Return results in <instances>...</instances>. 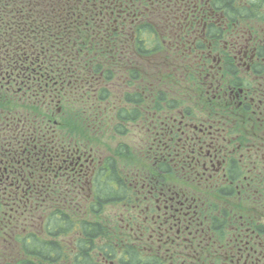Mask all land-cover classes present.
Listing matches in <instances>:
<instances>
[{
    "label": "flooded vegetation",
    "instance_id": "af4514ba",
    "mask_svg": "<svg viewBox=\"0 0 264 264\" xmlns=\"http://www.w3.org/2000/svg\"><path fill=\"white\" fill-rule=\"evenodd\" d=\"M17 1L0 0V264L23 237L58 243L43 264H264V0ZM86 67L136 83L122 131L111 107L64 122Z\"/></svg>",
    "mask_w": 264,
    "mask_h": 264
},
{
    "label": "rangeland",
    "instance_id": "374dc122",
    "mask_svg": "<svg viewBox=\"0 0 264 264\" xmlns=\"http://www.w3.org/2000/svg\"><path fill=\"white\" fill-rule=\"evenodd\" d=\"M87 51L92 52L93 48H88L85 52ZM88 58L90 59V56ZM88 62L90 63V60ZM81 63L84 65V62H81ZM127 67H130L129 68L130 70L136 69L135 67H131V66H127ZM111 72L114 73V75L111 73V75L113 76L112 81L104 78L105 84H109L106 86L108 93H109V97H111V95L113 97L110 101H107V102L105 100L100 101L98 99L97 93L100 91L101 88H105V84L99 83V84H104V85L102 87H98L97 89H95L96 86L94 85L95 82L93 81V77L95 76V74L92 73L93 77H89V75H87V77L82 76V79H77L78 81H80V83L77 84L76 88L73 91V96L70 99L71 102L69 104H66L65 102L61 104L62 109L65 113L67 114L71 113L70 117H67V119H64L65 123L67 122L71 126H81L82 128L84 127V129H86V125L83 122L84 121L83 118L89 115L91 108L98 107L101 104V102L103 106L107 105V107H111L112 109L114 108L115 104H119L117 109L118 110L122 109L126 111V108L128 107L126 106V104L128 103L127 101H132V100L126 99V97L127 96L129 97V95L131 94V92H129L127 89L131 88V85L134 86L132 87V89H135L136 83L133 84L132 81L130 80V77L128 76L123 77L124 70H121L120 72H114V71H111ZM66 75L73 79L76 77V74L74 73H68ZM87 80H88V83H87ZM131 91L132 93L136 94L134 90H131ZM131 109L136 111L138 110V107L134 108L132 105L130 106V110ZM81 113L83 114L80 115ZM122 137L123 136L117 138L116 140L114 139V140L119 141V143H122V141L124 140ZM131 139L132 138L129 136L128 141L131 142ZM11 244L12 243H8V242L6 243L1 240L0 242L1 255L7 256L10 254H13L11 252L12 250L10 249ZM4 253H6L7 255H5Z\"/></svg>",
    "mask_w": 264,
    "mask_h": 264
},
{
    "label": "trees",
    "instance_id": "16d2710c",
    "mask_svg": "<svg viewBox=\"0 0 264 264\" xmlns=\"http://www.w3.org/2000/svg\"><path fill=\"white\" fill-rule=\"evenodd\" d=\"M21 3H22V1L19 0V1L15 2V3H13L10 7L14 11H19V9H20V7L22 5ZM6 13H8V11ZM31 19H33V18H31ZM24 27H25L24 24H21V26H16V28H19V29H22ZM37 27H40V26H37ZM0 30L3 31V24L0 25ZM2 33H4V32H2ZM6 44H7L6 45V47H7L8 44H9V41ZM3 45L0 46V52L4 51V49L6 48L5 47L3 49ZM100 68H101L100 66L96 67V69L98 71L100 70ZM93 70H94V66H93ZM90 71H91V69H90ZM90 71H89L88 67H86L84 72H83L84 76L87 77V75H89V77H93L92 73H94V72H90ZM106 78L110 79L111 75L107 74ZM104 84H105V82H104ZM95 86H96L95 89H97L98 86L97 85H95ZM97 95H98V99L100 101L107 100L109 98V93H108V90H107L106 87L105 88H101L100 91L97 93ZM99 95H100V97H99ZM126 99L139 100L140 96L137 95V94L131 93L129 95V97L128 96L126 97ZM137 114H138V110L135 111V110L132 109V112H130L129 116H127L125 110L116 109L115 117L120 122L116 129L119 130V131H122V122L125 120V118H130L132 116H137ZM54 222H55L56 225L59 223V221H57V220H55ZM91 237L95 238V239H96V237L100 238V236L87 235V237H86L87 240L81 241V242L82 243H92L93 241L90 242V240H89ZM20 244L23 245V247H22L21 250H19L20 253H19L18 256L20 258L18 259L17 264H43V262H44L43 260L49 259L50 262H54V261H56V258H58L57 257V255L59 253V251H58L59 250L58 243H54L53 241L45 242L42 239H37L35 237H31V238L23 237V238H21ZM29 245L31 247H29ZM87 253H88V251L80 250V253L78 255L82 256V258L84 259V256H86ZM21 255H24L25 257L23 256V258H22ZM28 256H31L32 258H35L36 261H30L28 259Z\"/></svg>",
    "mask_w": 264,
    "mask_h": 264
}]
</instances>
